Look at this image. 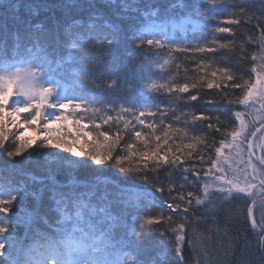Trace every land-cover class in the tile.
I'll return each mask as SVG.
<instances>
[{
  "label": "trees",
  "instance_id": "obj_1",
  "mask_svg": "<svg viewBox=\"0 0 264 264\" xmlns=\"http://www.w3.org/2000/svg\"><path fill=\"white\" fill-rule=\"evenodd\" d=\"M7 3L8 0H5ZM40 5H55V7H40L35 14H30L21 9V16L29 17L33 27L39 25L42 34L55 33L59 40L66 42V51H70L79 59L83 60L84 66L90 70L93 82L89 84L86 93L79 90L65 92L63 98L74 102H81L102 111L92 118L91 113L78 111L74 116L68 112L69 119L56 125L62 128L66 123L74 124L77 119L88 125V131L93 133L100 142L99 151L104 152L103 138L97 133L107 132L112 139L119 133L123 137L113 151L110 160L101 165H96L87 157H75L66 151L42 147L43 141H37L33 148L28 149L21 156L9 158L7 151L14 150L19 142L16 137L24 130L10 123L6 118L4 132L7 140L3 148H0V183L11 184L16 187L26 186L29 191L39 192L43 189L42 198L29 196L26 203L30 210L46 214L50 223L55 225L57 219H64L62 214L53 213L50 208L53 203L50 199L48 188L54 182L56 185L66 186L64 191L75 194L92 193L88 199L97 205L109 203V211L113 215H123V225L113 229L116 239L123 237L128 244V264H264V208L261 207V194L256 195V204L253 205V197L245 194H233L225 198L217 192L206 193L205 184L208 185L211 178L200 176L190 171H183L196 162L195 152L191 161H185L181 168L170 165L156 167L154 160H147L139 156L125 161L124 167H139L143 171L138 174L121 173L115 165L119 155H124V147L127 143L136 145L134 151H151L156 141L154 135L165 134L169 136V145L176 155H187V149L183 145L193 142L195 136H208L210 129L205 123L194 120V116L219 117L231 127L239 129L240 119H245L249 126L246 132L260 127L256 124L246 106L231 105L219 95L221 90L215 88L199 87L189 88L187 93L175 91L178 85L191 84L200 80L216 79L221 82L229 99H235L240 95V89H231L227 82L221 78L217 71V77H211V72L217 69L228 68L236 78L243 81L256 78L253 68L260 71L259 65L264 63L258 56L261 45L259 37L264 20L247 19L248 14H254L256 18L261 16L258 9L264 4V0H216L218 7L213 8L206 0H33ZM246 9L244 15H240V9ZM4 11L0 8V14ZM203 11L209 16L208 21L199 20L197 13ZM152 12L158 15H167L168 30L170 35L149 34L147 38L159 39L164 48L153 47L141 42L139 33H149L150 25L146 19ZM228 19H239L238 24H228ZM89 25H93L92 29ZM99 25H112L119 29L118 42L110 47L104 44L105 34L108 28L99 30ZM216 27H227L228 33H217ZM76 37H80L76 40ZM109 38H111L109 36ZM252 38V39H250ZM216 41V43H213ZM76 43L73 48L72 44ZM220 44H229L228 48H221ZM180 45L188 49L186 53L169 52V47ZM31 47V45H28ZM198 47H212L213 52L200 53ZM171 57V59H170ZM164 60H172V63L160 67ZM151 63V82L157 85L153 91H148L143 84L138 82L132 75L131 69L139 64ZM55 72L45 74L62 80L64 83L73 82L77 79L66 65L62 64L61 58L57 57ZM198 65H208L201 71ZM103 73V75H100ZM116 83L113 84L112 81ZM50 83L54 81L50 80ZM161 85H171L168 90ZM196 94L198 99H188ZM180 99H174V97ZM57 98V97H56ZM55 98V99H56ZM53 99V100H55ZM215 101V102H211ZM10 99L7 110H11ZM121 107L131 108L139 113L146 110L155 113L154 116L141 117L145 119V125H140L130 114L125 113L123 119L110 121L103 124L105 114L116 117ZM236 111L242 112L241 118H235ZM60 110L45 109L43 116L51 119ZM261 115V114H259ZM21 116V121L26 120ZM131 121L129 128H123V120ZM94 120V122H93ZM251 122V123H250ZM45 119L40 121L41 131ZM148 123L156 125L153 134L146 127ZM95 124L100 127L96 128ZM168 125H172L171 128ZM35 127V126H33ZM252 127V129H250ZM249 129V131H248ZM28 131L32 132L30 128ZM140 131L142 136L149 139L145 148L143 141L134 138V132ZM264 131V128H262ZM187 133V135H185ZM60 131H53L51 136H61ZM259 136L260 133H257ZM93 137L85 140L81 137L76 141L70 137L71 142L78 148L91 150L97 145L91 143ZM218 141L219 133L215 134ZM111 143V141L109 142ZM166 148L168 146H165ZM200 148H197L199 151ZM258 156H264L260 149H254ZM29 153H32L29 156ZM214 155V153H212ZM159 156L164 155L162 150ZM172 157V153H169ZM84 160L87 166L72 168L67 164L69 160ZM155 159V158H154ZM144 160L148 167L144 168ZM209 165L205 164L203 168ZM147 174L151 183L140 177ZM135 176V178H134ZM153 184L156 186L153 187ZM165 191H158L159 187ZM172 191L169 194L168 189ZM151 191L152 197L141 199L136 208H129L124 203L137 194ZM193 192L196 196L204 198L203 204H193L190 211L185 213L183 206L179 210L169 209L167 204L187 192ZM258 193V192H256ZM251 209V213H249ZM18 209L13 207V212ZM66 224L71 225L74 210L67 212ZM172 217V222L168 221ZM153 220L150 225L144 224L145 220ZM255 220V224H253ZM179 222H185V240L180 245V254H176L177 233ZM137 230L136 234H129V229ZM36 229L51 234L43 224H36ZM32 235L36 234L33 230ZM15 235L21 240H27L29 233L23 225L15 226ZM139 242V244H138ZM138 245V253H137Z\"/></svg>",
  "mask_w": 264,
  "mask_h": 264
},
{
  "label": "snow or ice",
  "instance_id": "obj_2",
  "mask_svg": "<svg viewBox=\"0 0 264 264\" xmlns=\"http://www.w3.org/2000/svg\"><path fill=\"white\" fill-rule=\"evenodd\" d=\"M198 3V0H196ZM206 3L213 8L218 7L216 0H206ZM40 7H55V5H40L33 2V0H0V8L4 11L0 14V70H8L15 68L19 72V65H35L34 69L25 70V76L31 77L34 72L46 74L55 72L57 67V57L61 58L62 64L66 65L71 72L77 76L73 82L64 83L62 80L55 79L49 76V80L54 81L56 97H59L61 88L65 92H76L79 90L86 93L90 83L93 82L90 70L84 66L83 60L77 58L72 52L66 51V42L59 40L58 36L53 33L42 34V29L39 25L33 27L29 17L21 16V9L30 14L35 12ZM246 9H240V15L246 13ZM261 13L259 18L254 14H248L247 19L249 22L253 19L264 20V4L258 9ZM199 20L194 23L199 24L201 21H208L209 16L205 15L203 11L197 13ZM167 15L161 16L156 12H152L151 16L146 19V23L150 25V32L139 33L141 42H146L147 45L153 47L164 48L165 45L159 39L147 38L145 36L152 34L170 35L168 24L166 23ZM228 24H238L239 19H228ZM94 26L89 25L92 29ZM108 28V33L105 34L104 44L111 46L118 42L119 29L112 25H99V30ZM217 33H228L230 29L227 27H216ZM109 36L111 38H109ZM80 37H76L79 40ZM252 39V38H250ZM216 43V41H213ZM31 45L29 47L28 45ZM259 44L261 45L260 53L258 56H253V59H260L264 61V28H262ZM77 45L74 42L72 47ZM221 48L230 47L229 44H220ZM169 52L186 53L187 48L180 45L168 48ZM196 51L200 53L215 51L212 47H198ZM171 59V57H170ZM167 63V61H165ZM164 65L161 64L160 67ZM151 63L139 64L133 67L130 71L133 77L143 84L144 88L148 91H153L157 88L155 83L151 82ZM201 71L208 65H198ZM260 71L253 68L252 72L256 73L254 81H243L242 78H236L235 74L228 68L217 69L211 72V77H217V71L221 73V78L227 82H232L228 86L231 89H240V95L235 99H229L226 92L222 90V84L216 79L194 81L191 84L183 83L178 85L175 89L178 93H187L189 88L197 89L199 87H207L208 89L221 90L219 95L227 100L229 106L258 104L261 113H264V63L259 65ZM103 75V73H100ZM116 83L115 80L112 81ZM168 90H171V85H161ZM10 99L12 100L11 110H7ZM180 99V97H174ZM189 100L195 101L198 99L196 94L188 97ZM215 102V101H211ZM45 109L60 110V114L52 116L47 119L43 116ZM71 110L74 116L78 111L91 113L92 118L102 110L99 108L91 107L89 104L84 103L82 107L81 102H74L68 100L67 102L56 99H49L47 94H41L39 99L30 100L26 97L19 95L11 81L0 80V148H3L7 135L4 132L6 125V118H10V123L13 126H18L27 132L32 129L31 137L26 138L24 132H21L16 140L19 142L14 150L7 151L9 158L21 156L28 149L33 148L37 141H43L42 147L55 148L73 154L75 157H87L96 165H101L110 160L113 156V151L123 138L119 133L116 138L112 139L107 132L97 133L98 137H102L104 152L101 154L99 151L100 142L93 133L88 131V125L82 123L83 117L74 121V124H64L62 128H57L56 125L61 122H66L69 119L67 110ZM125 113L134 117L140 125H145V119L141 117L154 116L155 113L146 110H141L137 114L131 108L121 107L119 114L116 117L105 114L102 118L103 124H109L110 121L121 120ZM25 115V121H21V116ZM244 114L240 111L234 113L235 118H241ZM45 119L41 131L40 121ZM194 120H200L205 123V127L210 129L208 136H195L193 142L183 145L187 149V155H184L183 160L181 155H176L169 145V136L165 134L164 138L160 135H154L152 139L156 141L155 147L151 151H134L136 145L134 143H127L124 147V155H119L115 160V165L121 173L138 174L143 171L139 167H124L125 161H130L132 157L139 156L142 159L154 160L155 165L159 168L161 165H170L174 168H181L185 161H191L193 153L195 152L196 162L191 164L188 168H183V171H190L200 176L203 171V176L212 179L213 183L217 186L218 191L223 194L225 198L233 196V194H245L253 197L252 203L256 204V192L261 194V207L264 208V156H258L252 149L258 147L264 152V119H261L260 127L255 128L253 131L246 132V125L243 119H240L239 129L232 128L226 122H222L219 117L211 116H194ZM94 122V120H93ZM131 121L124 119L123 128L127 130ZM251 123V122H250ZM35 126V127H33ZM99 128V124H95ZM148 129L154 134L156 132V125L148 123ZM169 128L172 125H168ZM53 131H60V137H52ZM219 133L218 141L215 139V134ZM257 133H260L257 136ZM187 135V133H185ZM70 137H74L79 141L81 137L87 140L93 137L91 143L97 145L96 148L91 150H84L75 146ZM134 138L137 141H143L145 148L149 144V139L142 136L140 131L134 132ZM111 141V143H109ZM248 149V160L245 162V168L231 170V176L226 170L228 158L225 156V151L236 149L238 152L241 146ZM165 146H168L167 148ZM200 148L197 151V148ZM164 150V155L158 154ZM172 153V157H169ZM214 153V155L212 154ZM32 153H29L31 156ZM155 158V159H154ZM147 160H144V168L148 167ZM67 164L72 168L87 166L84 160L76 159L69 160ZM209 165L206 170L203 166ZM252 171L248 172V168ZM135 178V176H134ZM141 179L151 183L150 177L145 174L140 177ZM156 185L153 184V187ZM66 186L56 185L54 182L48 188L50 199L53 207L50 211L53 213L62 214L64 219H57L55 225L50 223L46 214L38 213L35 210H30L27 206V199L29 196L36 197L37 200L42 198L43 189L39 192L29 191L26 186L16 187L11 184L0 183V264H128V244L126 240L121 237L116 239L113 229L118 225H123V215H113L109 209V203L105 201L103 205L92 203L88 197L92 193L75 194L71 191H64ZM208 185L205 184V192L207 193ZM158 191L164 192L165 189L161 186ZM172 189L169 188L168 192L171 193ZM151 191H144L137 194L135 197L130 198L124 203L129 208H136L141 199H148L152 197ZM187 197L181 194L173 199L172 203L167 204L169 209L179 210L183 206L185 213L190 211V206L193 201L196 204H203L204 198L196 196L193 192H187ZM17 207V211L13 212V207ZM74 210L71 225L66 224L64 220L67 219V212ZM251 213V209H249ZM172 222V217L167 218ZM154 221L149 219L145 220L144 224H152ZM45 225L51 232H41L36 229V224ZM255 224V220H253ZM23 225L29 233L27 240H21L15 235V226ZM185 222H179L178 228L174 229L177 233L175 239L177 241L176 254H180V245L185 240L184 229ZM36 231L35 235L31 233ZM137 230L134 228L129 229V234H136ZM139 244V242H138ZM137 245V253H138Z\"/></svg>",
  "mask_w": 264,
  "mask_h": 264
},
{
  "label": "clouds",
  "instance_id": "obj_3",
  "mask_svg": "<svg viewBox=\"0 0 264 264\" xmlns=\"http://www.w3.org/2000/svg\"><path fill=\"white\" fill-rule=\"evenodd\" d=\"M19 72L15 68L0 70V80L11 81L15 91L30 100L39 99L41 94H47L49 99L56 98L55 86L49 83L45 74L34 72L31 77L25 76V70L34 69L35 65H19Z\"/></svg>",
  "mask_w": 264,
  "mask_h": 264
},
{
  "label": "rangeland",
  "instance_id": "obj_4",
  "mask_svg": "<svg viewBox=\"0 0 264 264\" xmlns=\"http://www.w3.org/2000/svg\"><path fill=\"white\" fill-rule=\"evenodd\" d=\"M165 61H167V63H165ZM170 63H172V60H164L161 64H163L165 66V65H168ZM48 82L50 83L49 79H48ZM152 83H154V82H152ZM64 94H65V91L63 90V88H61L59 97H57L56 99L67 102L68 100L63 98ZM258 109H259L258 104H249L248 106H246V110H248L249 114L253 118H255V121H257L256 124H260L261 119H264V113H261L260 111H258ZM70 111H71L70 109L67 110V114ZM58 114H60V112ZM259 114H261V115H259ZM243 120L245 121L246 128H248L249 124L248 125L246 124L247 122L244 118H243ZM250 129H252V127H250ZM246 131H247V129H246ZM248 131H249V129H248ZM22 132H24V130ZM24 135L26 138H30L31 137V131L24 132ZM256 148H258V147H256ZM256 148H254V149H256ZM254 149H252V151H254ZM247 152H248V149L243 145L241 146V149L239 150V152L235 148L232 149L231 151H229V150L225 151V156H227L229 158H228L227 164L224 166H225L226 170L229 172V176H231V170L232 169L240 170V169L245 168V162L248 160ZM251 171H252V169L249 167L248 172H251ZM211 192H217L220 195L222 194L218 191V188L213 183L212 179H210V181H209V190H208L207 194L211 193ZM257 194H260V193L258 192V193H256V195Z\"/></svg>",
  "mask_w": 264,
  "mask_h": 264
}]
</instances>
